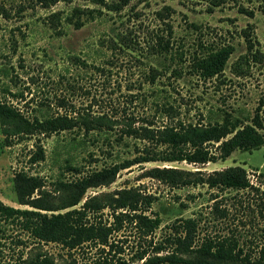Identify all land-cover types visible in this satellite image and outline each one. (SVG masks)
<instances>
[{
    "label": "rangeland",
    "instance_id": "1",
    "mask_svg": "<svg viewBox=\"0 0 264 264\" xmlns=\"http://www.w3.org/2000/svg\"><path fill=\"white\" fill-rule=\"evenodd\" d=\"M215 1L129 0L120 9L112 10L88 0H57L48 6H41L34 0H0V100L16 105L27 116L37 117L82 108L93 113L108 109L110 105L117 107L129 99L131 103L125 105L129 110L148 112L138 95L150 88L145 76L155 68L158 74L153 78L154 86L170 93L169 100L180 106L177 110L183 119H216V110L222 108L246 120L259 108L264 135V60L239 65L245 71L243 74L232 72V64L245 53L241 30L250 26L251 36L259 47L264 39L260 12L264 0H218L219 4L214 5ZM238 6L252 9L253 16L238 12ZM74 7L100 12L94 11L91 17L81 15L82 25L74 28L64 19ZM53 12L60 15L57 22L49 21ZM155 34L169 36L172 48L168 54L151 52ZM120 35L129 39L125 41L129 47L122 45ZM225 44L232 46V52L221 76L200 80L192 75L189 67L194 56ZM173 68L182 69L179 78L172 77ZM6 88L9 92L3 91ZM10 93H21V97L16 100ZM127 93H132L133 97H128ZM80 133L79 129L72 128L56 134L25 135L19 140L13 138L9 145H4L0 133V201L27 208L17 203L13 189V176L22 169L38 176L39 189L48 191L47 199L60 206L62 193L56 190V182L77 176L65 162L86 170L105 161L102 157L107 158V152H103L106 146L93 145L92 137H82ZM71 137L83 139L85 144H66ZM37 146L43 151V159L29 163V156ZM115 150L127 156L133 147L118 145ZM234 165L244 168L247 179L262 187L264 143L249 152L235 149L215 162L157 161L133 165L119 171L111 183L87 188L72 207H78L88 197L101 192L138 189L151 200L145 213L151 217L157 215L161 220L159 227L150 234L152 243L166 232L165 226L173 218L195 216L199 218V237L233 232L239 247L250 252L252 258L257 257L261 245L264 246L261 228L264 206L259 208L258 193H243L240 197L220 201L218 205L226 209V216L220 218L208 208L215 192L205 185L171 188L148 173L149 168L158 166L197 170L206 175ZM37 193L35 189L33 195ZM225 193L222 195H229ZM108 216L109 211L103 209L100 219L109 222ZM108 240L115 243L113 249H122L120 255L128 259L125 264L137 263L130 261L132 250L146 248L147 254L152 253L147 246L148 238H141L127 222H123L118 231L111 232ZM35 241L14 224L0 221V264L19 254L27 260L36 253H46L56 264H94L95 251H98L95 243L67 250L55 242Z\"/></svg>",
    "mask_w": 264,
    "mask_h": 264
},
{
    "label": "trees",
    "instance_id": "2",
    "mask_svg": "<svg viewBox=\"0 0 264 264\" xmlns=\"http://www.w3.org/2000/svg\"><path fill=\"white\" fill-rule=\"evenodd\" d=\"M34 1L41 6H48L57 0ZM88 1L117 10L129 0ZM219 2L217 0L213 4L217 5ZM237 9L247 17L253 16L252 9L242 6H238ZM94 11L100 12L98 9L74 7L64 19L74 28H79L83 22L80 19L81 15L91 17ZM260 12L264 22V8L260 9ZM58 20H60L58 12L50 14V22ZM249 28L247 25L241 30L245 53L232 64V72L235 75L245 72L239 65L247 66L249 62L260 63L264 60V39L259 47ZM168 34L170 35V32ZM128 40L125 35H120L119 41L122 45L129 47L125 44ZM171 48L169 36L155 34L150 45L153 54L165 55ZM231 52L232 46L229 44L209 48L193 57L189 70L200 80L217 78L222 75L224 64ZM81 63L85 65L83 61ZM181 71L180 68L171 69L172 77L179 78ZM156 74L158 72L155 68L146 73L150 88L139 92L138 98L148 109V112L143 113H134L132 109L125 107L127 103H131L129 99L122 105L117 104V107L110 105L108 109L93 113L82 108L80 111L71 109L37 117L27 116L16 105L7 100H0V133L4 145H9L13 138L19 140L25 135L56 134L77 128L82 137H92L93 145L106 146L103 152H107V158L102 157L105 161L86 170L65 162L68 169L77 176L56 182V190L62 193L60 206L47 199L48 191L39 189L41 184L38 176L19 169L13 176V189L17 203L26 205L27 208L13 207L0 201V221L14 224L20 231L36 240L35 242H55L67 250L75 249L84 243H95L98 245V251H95L94 264H125L128 260L120 255L122 249L120 247L113 249L115 243L108 240L111 232L118 231L123 222L131 224L141 238H148L147 246L152 252L150 255L147 254L146 248L132 250L129 256L131 263L137 261L135 264H264V246L261 245L257 257L252 258L250 252H244L239 247L233 232L228 235L204 234L199 237L197 233L199 218L195 216L173 218L166 224V232L155 241L156 243H152L150 234L159 227L161 220L157 215L151 217L145 213L151 200L138 189L122 188L112 193L101 192L88 197L78 207H72L79 202L87 188L107 185L114 180L119 171L133 165L157 161L202 164L223 159L235 149L249 152L263 145L264 135L261 131L263 119L259 114V108H256L246 120L222 108L216 110V119L210 117L205 118V121L203 117L198 120L183 119L177 110L180 106H175V103L169 100L170 93L154 86L153 78ZM3 91L9 92L7 88ZM10 95L16 100L21 97V93ZM127 96L133 97L132 93H127ZM67 143L85 144L83 139L76 140L73 137L67 139ZM118 145H131L133 151L127 156L121 155L115 150ZM95 154L93 152V155ZM40 159H43V151L37 146L29 156V163ZM148 173L171 188L205 185L215 192L210 198L211 204L208 208L220 218L226 216V209L221 208L218 203L226 201L229 197H240L243 193H258L259 208L264 206L262 201L264 179L262 187L252 184L247 179L244 168L238 165L213 170L206 175L200 174L197 170L184 171L158 166L149 168ZM35 189L38 193L33 195ZM224 192L229 195H222ZM58 209L65 210L57 211ZM103 209L109 211V222L104 223L100 219ZM261 217L264 221V208ZM261 228L264 233V225ZM23 262L56 264L46 253H36L27 260L19 254L15 259L3 264Z\"/></svg>",
    "mask_w": 264,
    "mask_h": 264
}]
</instances>
